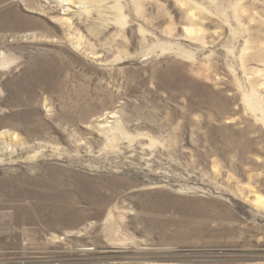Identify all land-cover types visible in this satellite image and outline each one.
<instances>
[{
	"label": "rangeland",
	"instance_id": "1",
	"mask_svg": "<svg viewBox=\"0 0 264 264\" xmlns=\"http://www.w3.org/2000/svg\"><path fill=\"white\" fill-rule=\"evenodd\" d=\"M0 264H264V0H0Z\"/></svg>",
	"mask_w": 264,
	"mask_h": 264
},
{
	"label": "bare ground",
	"instance_id": "2",
	"mask_svg": "<svg viewBox=\"0 0 264 264\" xmlns=\"http://www.w3.org/2000/svg\"><path fill=\"white\" fill-rule=\"evenodd\" d=\"M1 136V135H0Z\"/></svg>",
	"mask_w": 264,
	"mask_h": 264
}]
</instances>
